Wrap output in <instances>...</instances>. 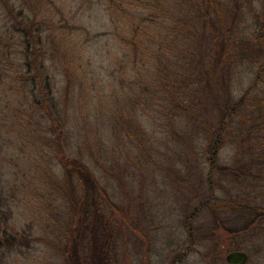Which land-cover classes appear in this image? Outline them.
Returning a JSON list of instances; mask_svg holds the SVG:
<instances>
[{"label":"rangeland","instance_id":"rangeland-1","mask_svg":"<svg viewBox=\"0 0 264 264\" xmlns=\"http://www.w3.org/2000/svg\"><path fill=\"white\" fill-rule=\"evenodd\" d=\"M27 1L0 0V264H69L61 248L75 189L64 163L75 159L93 170L117 206L120 264H230L227 255L236 250L248 255L245 264H264V219L235 237L228 223L214 226L208 208L222 201L228 220L241 213L238 205L264 206V156L248 152L246 134L225 135L211 170L205 130L218 113L199 127L187 111L168 122L173 106L139 102V83L154 89L162 82L160 63L135 62V51L122 43L115 4L110 10L108 0H31L35 7ZM228 7L232 17L241 12L245 39L228 88L235 102L264 91L257 80L264 0H228ZM33 9L38 22L47 20L39 23L43 35L55 37L45 55L51 72L42 77L55 82L60 116L39 97L32 102L19 73L25 68L17 45ZM173 23L169 17L168 30ZM162 44L172 54L169 70H181L174 43ZM223 166L234 172H221Z\"/></svg>","mask_w":264,"mask_h":264},{"label":"trees","instance_id":"trees-1","mask_svg":"<svg viewBox=\"0 0 264 264\" xmlns=\"http://www.w3.org/2000/svg\"><path fill=\"white\" fill-rule=\"evenodd\" d=\"M108 1L110 10L115 4V10L121 12L124 23L119 34L126 49L135 51L138 56L135 62L140 60L146 65L149 58L160 63L159 71L163 78L160 86L152 89L153 86L145 82L139 83L138 87L141 85L142 90L139 89V102L145 103L147 99L163 108L166 104L173 106L167 114L168 122L174 121L178 114L181 116L179 112L187 111L189 117L199 123V127L210 123L209 117L217 112L218 121L205 130L211 170L216 168L219 152L225 145V135H230V132L239 138L246 134L248 152L253 156H264V91L256 96L251 95L250 91L245 92L242 98L234 102L228 90L232 67L245 56V39L241 35L239 19L242 14L239 10H234L233 17L228 14L232 12L228 0ZM27 2L36 6L31 0ZM33 10V16L27 14L25 28L21 31L22 38L19 39L21 43L17 45L13 42L22 48L24 57V73H19L22 74L28 97L35 98L32 102L37 104L39 97L44 109L53 110L60 116L59 101L52 95L55 82L49 76L42 77L43 73L51 72V65L45 63V55L54 49L48 44L55 37L50 33L43 35L44 30L40 31L39 23H46L47 20L42 17L38 22L39 10ZM169 17L174 19V26L168 30ZM9 39L18 41L16 36ZM166 41L174 43L177 54L183 59L181 70H169L173 63L172 54L168 50L162 51V43ZM63 54L67 55L66 52ZM257 80L264 84V61L257 71ZM71 81L72 78L67 82ZM64 164L69 183L75 191L68 202L69 222L65 231L68 238L61 248L63 255L69 264H120V225L113 198L84 162L75 159ZM219 170L234 172L226 166ZM213 202L208 208L214 218V226L228 223V232L235 234V237L255 221L264 219V206L238 205L241 213L225 220L229 214L225 211L224 203ZM241 221L244 222L243 226L234 228L233 224Z\"/></svg>","mask_w":264,"mask_h":264},{"label":"water","instance_id":"water-1","mask_svg":"<svg viewBox=\"0 0 264 264\" xmlns=\"http://www.w3.org/2000/svg\"><path fill=\"white\" fill-rule=\"evenodd\" d=\"M4 245V240L0 238V248ZM248 260V255L243 251H233L227 255V261L230 264H245Z\"/></svg>","mask_w":264,"mask_h":264}]
</instances>
